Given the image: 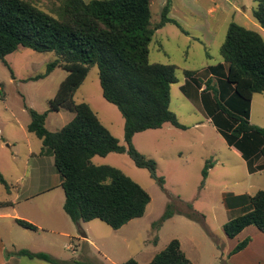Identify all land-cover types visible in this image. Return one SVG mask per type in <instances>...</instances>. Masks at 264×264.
I'll list each match as a JSON object with an SVG mask.
<instances>
[{"label": "rangeland", "instance_id": "374dc122", "mask_svg": "<svg viewBox=\"0 0 264 264\" xmlns=\"http://www.w3.org/2000/svg\"><path fill=\"white\" fill-rule=\"evenodd\" d=\"M31 1L46 12L58 3L57 0ZM165 2L150 0L152 25L160 21ZM255 4V0H172L168 17L178 25L166 23L154 31L148 59L150 63L175 67L177 83L170 86L169 109L185 129L164 124L159 129L135 134L131 144L146 159L155 162L156 176L163 183L159 184L147 170L136 167L126 153H109L91 159L96 166L116 168L148 194L150 201L142 217L117 230L96 219L80 222L71 239L58 231L51 233L40 228L33 232L12 226L14 238L62 262L81 264H124L129 259L148 264L175 239L191 264H228L229 246L242 241V236L232 240L222 231V226L239 214L226 208L224 198L264 190V171L248 172L240 152L226 143L208 117L200 92L187 87L185 90L190 95L187 96L181 87L186 83L185 72L205 80L209 67L223 63L219 49L230 23L254 29L251 10ZM241 13H246L249 20L241 19ZM53 59L51 52L20 47L4 58L8 67L0 61V174L8 186L7 190L0 183V202L13 201L17 192L23 201L25 193L30 191L32 205H38L44 212L46 209L42 206H47V202L62 209L64 194L52 153L45 150L48 154L43 155L41 141L27 130L29 110L37 113L48 110V101L54 97L66 72L55 68L43 79H26L43 73ZM187 80L194 85V81ZM216 83L213 78L211 85ZM218 99L229 107L224 99ZM73 101L87 104L119 144L127 147L122 116L102 97L96 66L89 69ZM72 118L73 114L64 109L49 112L45 128L56 132ZM249 122L264 128V92L252 96ZM207 162L211 166L203 178ZM45 188L50 191L38 193ZM181 204L201 219L174 214L160 221L169 205L182 208ZM35 215V219L41 218L39 213ZM250 229L255 230L250 227L244 232ZM82 234L86 236L85 243L80 241Z\"/></svg>", "mask_w": 264, "mask_h": 264}, {"label": "trees", "instance_id": "16d2710c", "mask_svg": "<svg viewBox=\"0 0 264 264\" xmlns=\"http://www.w3.org/2000/svg\"><path fill=\"white\" fill-rule=\"evenodd\" d=\"M57 1L46 12L31 0H0V61L8 67L4 58L20 47L53 53L54 59L45 71L26 81L43 79L55 68L63 69L66 76L48 101L46 112L29 110L27 130L41 141L43 149L52 153L54 167L61 177L65 215L75 224L96 219L117 230L142 217L150 198L116 168L92 164V157L126 153L136 167L147 170L162 184L163 180L156 176L155 162L132 147V138L164 124L185 129L169 109L170 86L177 83L175 67L150 63L148 59L154 31L166 23L178 25L168 17L172 0H166L160 21L155 25L151 23L150 0ZM255 3L251 16L264 28V0ZM219 55L224 66L219 63L209 67L205 80L185 72L186 83L181 89L187 96H190L187 87L200 92L208 117L226 143L240 152L249 173L264 171V128L249 122L252 96L264 92V40L258 32L230 23ZM94 66L102 97L122 116L127 147L119 144L87 104L73 101ZM213 78L217 83L211 85ZM187 79L194 81V85ZM218 97L229 107L219 102ZM61 109L72 113L73 118L60 130L50 132L45 128L47 114ZM210 166V162L205 164L203 178ZM0 183L8 190L1 174ZM224 204L230 212H239L222 226L227 238H235L249 226L264 233V190L253 195H227ZM9 205L0 202V207ZM181 206L169 205L160 221L174 214L201 219L189 207ZM16 223L25 230H37L25 220ZM249 241L250 238H245L238 242L230 255L243 250ZM12 254L48 264H81L62 262L44 252L26 249ZM124 264L139 263L129 259ZM148 264H191V261L174 239Z\"/></svg>", "mask_w": 264, "mask_h": 264}, {"label": "crops", "instance_id": "0c3cea01", "mask_svg": "<svg viewBox=\"0 0 264 264\" xmlns=\"http://www.w3.org/2000/svg\"><path fill=\"white\" fill-rule=\"evenodd\" d=\"M240 16L241 19L245 21L249 20L246 13H241ZM252 20L255 22L253 18ZM253 26V31L258 32L261 37L264 38V28H262L257 22L253 23ZM41 152L43 153V155L48 154V151H45V149L43 151L41 149ZM33 155L34 153H31V156ZM39 156L42 155L39 153ZM26 191L27 190L25 189L24 192ZM49 191V188H45L38 193H46ZM30 193V191H27L25 193L26 196H24L23 198L24 200L21 201L22 195L21 193L17 192L14 200L9 201V206L0 207V264H48L38 259H28L26 257H19L12 254L20 249L37 252L36 250H33L32 248L27 246L25 242L19 241L14 238L12 234V226L20 227L19 225H17L16 220H25L27 222H30L37 227V230L42 228L51 233H55V231H58L61 236L68 239L75 237V226L78 225L73 223L65 215L63 211V205L62 209H59L58 207H54L52 204H50V202H47V206H42V208L46 209V212L40 211V207L38 205H32L30 201V198L32 196L30 195ZM37 213L41 215L40 219L34 218V216H36L35 214ZM250 227L253 226L245 228L241 233L233 238L237 239L239 236H242L241 240L250 238V241L243 250L236 254L228 256V264H261L262 262V264H264V233L258 231L255 227V230L250 229L248 233H245L244 231ZM85 239L86 236L84 237V235L82 234L80 241L85 243ZM238 242H240V240H238ZM238 242H236V244ZM236 244L229 246L228 254L236 246Z\"/></svg>", "mask_w": 264, "mask_h": 264}, {"label": "water", "instance_id": "95a60500", "mask_svg": "<svg viewBox=\"0 0 264 264\" xmlns=\"http://www.w3.org/2000/svg\"><path fill=\"white\" fill-rule=\"evenodd\" d=\"M84 237H85V235H84Z\"/></svg>", "mask_w": 264, "mask_h": 264}]
</instances>
